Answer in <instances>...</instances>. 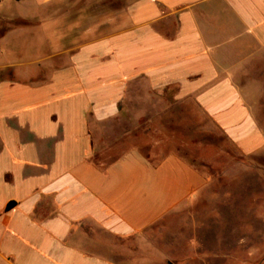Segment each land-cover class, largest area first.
I'll use <instances>...</instances> for the list:
<instances>
[{
    "label": "crops",
    "instance_id": "obj_1",
    "mask_svg": "<svg viewBox=\"0 0 264 264\" xmlns=\"http://www.w3.org/2000/svg\"><path fill=\"white\" fill-rule=\"evenodd\" d=\"M114 1L0 0V264L223 258L207 172L128 126L264 160V0Z\"/></svg>",
    "mask_w": 264,
    "mask_h": 264
},
{
    "label": "rangeland",
    "instance_id": "obj_2",
    "mask_svg": "<svg viewBox=\"0 0 264 264\" xmlns=\"http://www.w3.org/2000/svg\"><path fill=\"white\" fill-rule=\"evenodd\" d=\"M111 8L112 11L117 8L114 0H111ZM95 23L102 21L96 20ZM143 102L149 104L150 100ZM137 120L133 127L128 126L127 137L134 143L139 141V149L146 150L143 143L149 147L152 142L168 140L170 147L196 168L206 171L210 178L208 195L202 202L222 205L220 212H208L207 217L222 216L223 221L215 224L208 220L207 225H212L207 229V238L215 241L210 248L216 247L219 251L222 247L223 258L221 261H207V264H264V160L234 157L223 141L211 133L207 134L206 146L202 147V137L200 139L193 121L190 130L184 131L181 121V126H177L172 119L170 122L155 116L148 119L139 116ZM152 124L164 130H150ZM236 254L238 258H235Z\"/></svg>",
    "mask_w": 264,
    "mask_h": 264
}]
</instances>
